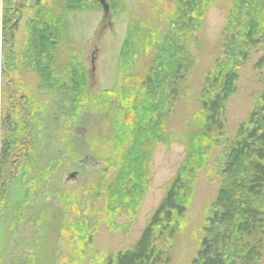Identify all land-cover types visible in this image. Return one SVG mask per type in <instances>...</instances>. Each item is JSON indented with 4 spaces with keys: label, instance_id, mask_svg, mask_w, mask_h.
Returning a JSON list of instances; mask_svg holds the SVG:
<instances>
[{
    "label": "rangeland",
    "instance_id": "1",
    "mask_svg": "<svg viewBox=\"0 0 264 264\" xmlns=\"http://www.w3.org/2000/svg\"><path fill=\"white\" fill-rule=\"evenodd\" d=\"M25 1L12 43L18 55L17 69L10 76L2 72L0 52V151L6 132L4 115L20 117L22 112L20 118L25 119L21 122L25 133L16 147L20 158L14 159L13 170L4 176L5 193L0 195V264H110L118 252L133 247L163 199L168 182L183 165L188 145L194 143L192 137L199 131L206 79L222 70L223 63L225 70L230 68V60L224 56L223 31L233 0H205L199 27L185 33L173 31L170 25V12L177 0H106L110 19H103L98 4L86 3L85 8L66 13L59 42L50 57L41 58L39 70L23 65L19 57L27 39L26 25L34 19L33 8L39 0ZM2 3L0 0V13ZM58 5L63 8L64 0H49V11L57 17L63 13ZM170 40L178 49L182 79L177 80L175 94L171 88L161 109V127L169 138L152 145L140 202L134 199L132 205L127 202L112 210L105 189L116 175L114 167L107 170L100 195L94 191L106 169V159L115 163L119 158L112 148L109 123L100 114L99 97L118 89L142 101L148 92L146 78L164 61L162 47ZM263 54L264 43L239 67L235 92L220 116L222 135L199 141L206 150L205 158L181 194L184 215L175 217L167 245L161 242L162 264H192L195 258L207 215L227 180L221 174L226 141L246 126L260 102L264 65L257 67V63ZM47 67L52 79L60 83L54 88L41 71ZM75 70L83 74L84 86L69 93L67 73ZM11 88L18 95L12 97ZM76 136L99 165L70 180L68 175L77 170L75 162L81 157L74 143ZM120 138L116 145L124 151ZM257 239L262 240L261 255L250 264H264V235Z\"/></svg>",
    "mask_w": 264,
    "mask_h": 264
},
{
    "label": "trees",
    "instance_id": "2",
    "mask_svg": "<svg viewBox=\"0 0 264 264\" xmlns=\"http://www.w3.org/2000/svg\"><path fill=\"white\" fill-rule=\"evenodd\" d=\"M90 2L98 4L95 0H64L63 8L58 5L63 13L57 17L49 11V0L37 1L33 8L34 19L26 25V42L19 51L21 63L27 64L28 67L30 64L39 70L41 58L50 57L59 42L66 13L85 8L86 3ZM204 2L205 0H177L170 12L172 30L182 33L195 32L204 14ZM26 4L25 0H3L2 3L0 52L3 54L4 75L10 76L17 69L18 55L13 50L12 43L17 32V16L19 17L20 11L25 10ZM263 29L264 0H233L223 31L224 56L230 60V68L225 70L223 63L222 70L206 79L202 93L199 131L192 137L194 143L188 145L183 165L168 182L163 199L151 214L133 247L118 252L111 258L110 264H162L161 242L167 245L168 238L173 234L171 227L175 223V217L184 215L185 207L180 203L181 194L192 182L196 166L205 158L206 150L200 146L199 141H204V138L212 141L222 135L220 116L225 102L235 92L239 67L249 59L254 48L264 43ZM172 41L162 47L164 61L160 66L154 67L147 76L145 87L149 93L144 95L142 101L139 102L137 97H130L118 89L107 91L99 97L102 103L100 114L109 123L110 137L114 136L111 138L114 141L112 148L114 152L119 153V158L115 163L106 159V169L102 172L101 182L95 185L94 191L97 196L100 195L102 180L107 170L114 167L116 175L105 189L108 207L112 210L127 202L132 205L134 199L136 203L140 202L146 189L145 170L152 145L155 141L164 142L169 138L161 127V109L170 97L171 88L172 94H175L177 80L182 79L179 74L181 65L176 58L178 49L173 47ZM263 65L264 54L260 57L257 67ZM41 71L45 72L49 87L52 83L54 86L51 88L60 84L52 79V73H48L51 71L50 67ZM69 72V93H76L84 86L83 74L80 75L76 70L70 74ZM11 89L12 97L13 94L18 95ZM212 90L215 92L212 93ZM14 102L17 103L18 100ZM254 108L246 126L242 125L235 137L226 141L227 148L221 160V174L227 180H224L225 183L207 215L204 236L192 264H250L261 255L262 240L257 237L262 238L264 235V90L259 104ZM13 114L4 115L2 122L6 132L0 151L1 196L5 193L7 183L3 178L13 170L16 163L13 162L14 159L20 158L16 154V147L25 133L21 123L25 119L20 118L22 112L20 117ZM78 120L75 116L74 121ZM117 137H121L122 142L120 141L119 145H125L124 151L118 150ZM79 139L76 136L74 143H77L82 153L86 151V146L84 141H78ZM163 264H167V261Z\"/></svg>",
    "mask_w": 264,
    "mask_h": 264
},
{
    "label": "flooded vegetation",
    "instance_id": "3",
    "mask_svg": "<svg viewBox=\"0 0 264 264\" xmlns=\"http://www.w3.org/2000/svg\"><path fill=\"white\" fill-rule=\"evenodd\" d=\"M80 137V136H79ZM83 139V137L81 138ZM75 164L77 165V170H72L70 173H75L74 178H68L70 180H75L79 175L80 172L84 169H91V166L98 167V162H96L95 158L87 153V151H84L81 153V157L76 160ZM70 175V174H69Z\"/></svg>",
    "mask_w": 264,
    "mask_h": 264
},
{
    "label": "water",
    "instance_id": "4",
    "mask_svg": "<svg viewBox=\"0 0 264 264\" xmlns=\"http://www.w3.org/2000/svg\"><path fill=\"white\" fill-rule=\"evenodd\" d=\"M100 8H101V11H102V14H103V19H110V9H109V6H108V3L106 2V0H95ZM94 60L92 59V64H93ZM94 70V68H92V71ZM75 173L73 174H70L68 175V178H74L75 177Z\"/></svg>",
    "mask_w": 264,
    "mask_h": 264
}]
</instances>
